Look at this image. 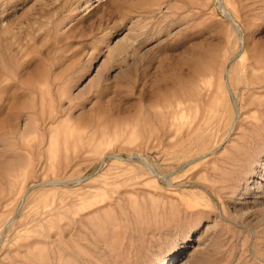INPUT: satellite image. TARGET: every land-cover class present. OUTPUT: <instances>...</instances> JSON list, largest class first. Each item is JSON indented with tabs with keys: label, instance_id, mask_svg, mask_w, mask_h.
<instances>
[{
	"label": "rangeland",
	"instance_id": "374dc122",
	"mask_svg": "<svg viewBox=\"0 0 264 264\" xmlns=\"http://www.w3.org/2000/svg\"><path fill=\"white\" fill-rule=\"evenodd\" d=\"M183 263L264 264V0H0V264Z\"/></svg>",
	"mask_w": 264,
	"mask_h": 264
},
{
	"label": "bare ground",
	"instance_id": "6f19581e",
	"mask_svg": "<svg viewBox=\"0 0 264 264\" xmlns=\"http://www.w3.org/2000/svg\"><path fill=\"white\" fill-rule=\"evenodd\" d=\"M224 10V9H223ZM191 130V129H190ZM150 169V168H149ZM61 182H63V181H61ZM60 181L59 182H57V183H61ZM23 195V194H22ZM12 199V198H11ZM50 213V212H49ZM41 215V214H40ZM9 221V220H8ZM11 222V221H10ZM180 262V261H179ZM184 262H186V261H184ZM184 264V263H183Z\"/></svg>",
	"mask_w": 264,
	"mask_h": 264
}]
</instances>
